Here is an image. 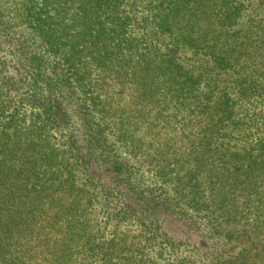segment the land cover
<instances>
[{"label":"trees","instance_id":"obj_1","mask_svg":"<svg viewBox=\"0 0 264 264\" xmlns=\"http://www.w3.org/2000/svg\"><path fill=\"white\" fill-rule=\"evenodd\" d=\"M0 264H264V0H0Z\"/></svg>","mask_w":264,"mask_h":264}]
</instances>
